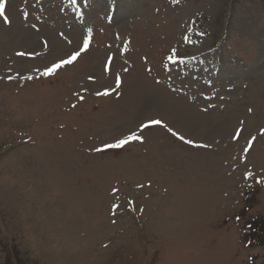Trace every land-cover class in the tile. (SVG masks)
Wrapping results in <instances>:
<instances>
[{
	"label": "rangeland",
	"instance_id": "rangeland-1",
	"mask_svg": "<svg viewBox=\"0 0 264 264\" xmlns=\"http://www.w3.org/2000/svg\"><path fill=\"white\" fill-rule=\"evenodd\" d=\"M0 3V264H264V0Z\"/></svg>",
	"mask_w": 264,
	"mask_h": 264
},
{
	"label": "snow or ice",
	"instance_id": "snow-or-ice-1",
	"mask_svg": "<svg viewBox=\"0 0 264 264\" xmlns=\"http://www.w3.org/2000/svg\"><path fill=\"white\" fill-rule=\"evenodd\" d=\"M73 3L76 2V0H72ZM0 16H4V4L0 3ZM5 22H7V18L5 17ZM89 46V42L88 39H84L83 40V47L79 48L78 50L73 51L72 53H70L67 58H63L61 60H59L58 62H54L50 67H46L43 71V75H52L55 74L59 69L63 68L66 65H71L73 64L78 57H80V55L82 54V52L86 51L87 48ZM169 59H174L173 57H169ZM175 62V61H174ZM29 79H31V77H29ZM120 78L119 76H117L116 78V88L118 89L120 87ZM105 95L109 94L108 91L104 92ZM161 122L156 120V121H151L149 124H144L141 126V128H146L149 127L150 124H160ZM169 131L172 132V129L169 128ZM264 131V130H262ZM173 135H178V133L172 132ZM239 137V132H237L236 137ZM142 137L138 136L136 133H130L128 136H126L123 139L118 140L115 144L113 145H107L106 147H122L123 145L133 141V140H141ZM179 139L184 140L183 136H179ZM253 139H255V137H253ZM186 143L192 144L193 141L191 140H187L185 141ZM251 144V142H249V145Z\"/></svg>",
	"mask_w": 264,
	"mask_h": 264
}]
</instances>
